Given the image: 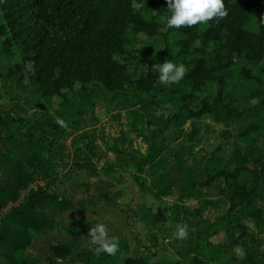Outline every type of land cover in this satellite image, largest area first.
<instances>
[{"label": "trees", "instance_id": "16d2710c", "mask_svg": "<svg viewBox=\"0 0 264 264\" xmlns=\"http://www.w3.org/2000/svg\"><path fill=\"white\" fill-rule=\"evenodd\" d=\"M144 1L153 15H146L135 7ZM223 3L227 15L218 21L166 29V23L159 22L162 16L169 14L166 0H0V41L5 48L18 46L21 55L20 61L7 72L0 66V80L16 78L18 85L27 79L23 86H36L40 99L50 102L57 98L67 104L68 111L62 119L64 122L72 120L74 127L81 122L77 88L88 101L101 100L107 112H112V119L119 121L120 113L127 117L133 108L161 109L159 96L167 89V84L160 85L159 72L150 60H147L146 70L134 78L137 59L128 49L133 36H160L164 41L160 57L186 68L182 87L170 91V113L161 127L148 133L130 129L149 150L170 125L183 118L178 137L189 124L187 141L190 147L195 146L197 128L193 122L205 120L222 105L226 87L222 72L236 68L242 80L254 82L262 94L254 109L264 110V67H260L264 59V13L256 20V31L248 28L254 13L264 7V0H223ZM52 34L61 35L48 40ZM224 110L232 120L241 115L231 114L226 106ZM30 125L28 119L16 117L13 110H0V127L6 140L15 145L32 144L40 154L46 155L37 164L34 161L25 164L34 177L42 175L45 165H56L62 172L69 169L60 181L87 170L85 164L70 163L69 149L64 146L57 149V140L50 137L48 131L28 133ZM58 128L57 123L52 126L53 130ZM258 129L250 124L237 134L238 141L248 138L256 141ZM198 144L200 150L207 151L198 159L201 165L203 163L206 180L191 182L177 192L160 189L158 194L175 196L183 204L199 194H228V208L214 223L202 215L208 202L185 209V220L190 218L196 227V241L191 249L192 257L174 263L210 264L211 238L223 233L231 249L224 264H234L237 258H241V264H264V213L252 207L256 193L252 186L254 171L245 166L228 169L215 160L220 147L209 151L202 143ZM49 155H53L52 160ZM138 168L142 167L138 165ZM261 170L264 173V164ZM89 175L98 176L95 170ZM135 182L141 192H145L143 181L135 179ZM101 188L97 200L115 203L117 195L110 192L105 181L101 182ZM244 207H251L250 211L245 212ZM247 218L254 221L255 233H250L243 223ZM243 240L248 244L242 245ZM143 250L149 249L143 247ZM4 263L8 264L5 260ZM125 264H149V259L146 256L126 259Z\"/></svg>", "mask_w": 264, "mask_h": 264}, {"label": "crops", "instance_id": "0c3cea01", "mask_svg": "<svg viewBox=\"0 0 264 264\" xmlns=\"http://www.w3.org/2000/svg\"><path fill=\"white\" fill-rule=\"evenodd\" d=\"M229 71L221 75L227 79ZM1 83L0 110H13L16 117L28 119L31 122L28 133L48 131L50 137L56 138L57 149L63 146L69 149L70 163L85 164L87 170L60 181L67 176L69 169L62 172L56 165H45L42 175L34 177L25 164L30 161L37 164L46 155L40 154L32 144L15 145L6 140L0 127V264H5L4 260L8 264H125L126 259H139L142 256L149 259V264H175L176 261L182 262L192 257L196 227L190 218L185 220L184 213L192 202L181 204L175 196L158 194L160 189L177 192L193 181L201 183L206 180L201 162L191 155L183 132L174 146L161 152L151 148L147 150L137 140L136 134L124 125L123 112L119 121L115 124L111 122L115 128L108 127L105 134L101 127L112 119V112L102 122L90 120L91 124L86 129L80 130L65 121L64 126L53 130L57 119L63 120L62 117L67 114L65 104L57 98L51 100V110L58 116L51 120L37 106L40 94L36 86L33 90L32 87H24L25 83L18 87L10 82L15 89L5 92ZM244 83L235 91L233 100L228 99L225 105L231 108V114L240 113L239 118L232 120L225 110L224 115L215 110L204 122L195 124L198 128L203 124L218 135V130L224 132L234 121L235 125L228 130L233 128L236 133L232 132L229 138L223 139L225 145L216 162L225 164L228 169L245 166L254 171L252 186L256 188V193L253 205L264 213V173L261 170L264 164V156H261L264 135L258 136L252 148L239 147L236 142L237 134L256 117L254 113H248V117L242 118V106L255 93V105L262 97L254 83ZM19 88L24 92H17ZM229 95L228 92L224 94V99ZM218 119L225 124L220 127L214 125ZM257 123L261 125L259 120ZM71 129L79 131L69 137L67 134ZM85 132L90 142L86 145L73 143V139ZM200 134L199 130L198 143ZM65 136L68 137L66 141ZM49 156L52 160L53 155ZM138 165L142 167L141 170ZM92 170L98 176H90ZM145 174L148 175V184L143 182L146 190L141 192L135 179L142 182ZM102 181L110 187L112 194L117 195L115 203L97 200L102 193ZM37 190L41 193H37ZM196 199L201 204L209 203L203 207L202 215L210 223H214L228 208V194L206 193L196 196L194 202ZM246 208L243 210L249 212ZM243 223L250 233L256 232L251 218ZM97 224H104L110 237L119 239L121 252L117 256L110 257L96 251L97 245L91 243L89 233ZM178 226H186L183 237L176 235ZM211 242L210 264L226 263L231 249L225 235L220 233L212 237ZM247 244V240L242 241V245ZM143 247L149 250L144 251ZM241 263V258H237L234 264Z\"/></svg>", "mask_w": 264, "mask_h": 264}, {"label": "rangeland", "instance_id": "374dc122", "mask_svg": "<svg viewBox=\"0 0 264 264\" xmlns=\"http://www.w3.org/2000/svg\"><path fill=\"white\" fill-rule=\"evenodd\" d=\"M146 4H147V2L144 1L141 5H135V7L139 11H141L142 13H144L146 15H150V16L153 15V12L150 11L146 7ZM262 13H264V7L259 9L258 11H256L254 13L253 19L250 22V24L248 25V28L250 30H252V31L257 30L256 20L259 17V15ZM168 15H170V13L165 15V16H162L159 19V22L162 24H165L166 18ZM60 35L61 34H52L49 36L50 38H48V40L59 37ZM132 41H133V43L131 46L128 47V49L131 51V53L137 59L136 64L133 68L134 78H137L140 73H142L143 71L146 70L147 63H148L147 60H150L151 63L155 66L162 64L166 60V59H163L162 57H160V55H159L161 49L164 46L163 38H161L160 36L155 37V38H149V37H146V36L140 34V35L133 36ZM20 59H21V55H20V49L18 46H12L9 48H5L2 46V42L0 41V66L3 68L4 72H7L8 69L13 68L14 65L20 61ZM260 67H262V68L264 67V59H263V62H262ZM226 77H227L226 80L229 83L226 84L227 86L225 87V89H223L222 105H219L216 108V112L221 113L223 115H224V107H225V105H227L226 101H228V99L233 100L234 95H235V91H238L241 88V86L245 84L244 80H242L239 77V74L236 71V68L230 70L227 73ZM1 82L2 81L0 80V83ZM10 82H12L13 85L17 86L16 78L15 79L11 78V79L7 80L6 82L3 81L1 84H3L4 87H2V89L3 90L5 89V92H7L9 89L12 91H13V89H15V88H12V85H10ZM27 82H28L27 79H24V81H22V84H24V83L26 84ZM252 83H254V82H252ZM160 85H162V83ZM20 86H21V83H20ZM18 87H19V83H18ZM165 87L167 89L165 91H163L159 96V102L161 104V109L154 110L153 108L148 107L147 109L142 110V109H139L137 107V108L131 109L129 114H127V117L124 115L125 113H123V115H124L123 123L127 129L131 128V129H136V130H142V131H146V133H148V131H152V130H155V129L161 127L162 123L165 121V119L168 117V115L170 113V109L168 107V104H169L168 99H169L170 91L181 89V87H182L181 81L178 83H175V84H167ZM32 89L34 90L35 86H33ZM258 90L261 93V90L259 88H258ZM262 91H264V79H263ZM17 92L23 93L24 90L22 88H19L17 90ZM76 92H77V96L79 97V98L77 97L79 100L78 106H77V109L79 112L78 118L81 121L80 122L81 125L76 126V128L79 127L78 129H80V130H82L84 128L86 129L91 124L89 122L90 120L97 121V122L104 121V119L108 115L107 107L105 106V104L101 100H98V99H94V100L92 99L91 102L88 101L86 98V95L85 94H84L85 96L82 95L83 93H82V90L80 88H77ZM227 92L230 95L224 99V93L226 95ZM6 95H9V94H6ZM81 97H83L82 99H84V100H82ZM38 98L40 99V97H38ZM249 99H250L249 102L242 106L243 107L242 118L244 116L248 117V113H254L256 115V117L254 118L255 121L248 122V125H246V127L249 126L250 124L256 125L257 128H259V129L255 133V136L258 134L257 135V138H258V136L264 135L262 133V125H264V110L261 111L259 109H254V107L257 106V104H258L257 103L255 105V103L257 101V94L256 93H255V95H251L249 97ZM37 102H38L37 106L39 107V109H41L42 112L45 113L46 117L50 118L51 120H54L55 118L57 119L58 116L56 114H54L51 110L52 109V104L50 103L51 101L49 102V101L40 99ZM65 105L68 108V105L67 104H65ZM241 108H239V109H241ZM229 109H231V108H229ZM182 120H183V118H180L177 122H174L172 125H170L166 129V131L163 133V135H161L158 138V140L155 141V143L151 147V150L156 149L157 151L162 152L163 150H168V148L174 146V144L181 137V134L179 135V137H178V134L180 133L179 129H181V128H179V125L182 123ZM205 120L201 121V123L204 122ZM258 120H259V122H261V125L259 123H257ZM224 121H226V120H224ZM111 122L114 123L116 121L114 119L110 118V119H108V122H106L105 125L101 127L104 134L106 133V129H108V127L109 128L110 127L115 128L111 124ZM71 123H72V120H70L68 122V124H71ZM195 123H199V121H195ZM195 123L193 122L194 126L197 128V135H196L197 143L195 146L191 145L190 153L193 157H196L197 160L198 159L201 160L202 155L204 156L205 153H207V151L200 150V147L198 144V139H197L199 130L201 133L200 134L201 138H200L199 142L202 143L204 148H208L209 151H213L214 149H216L217 146L220 147V154L219 155L222 154V147H223V145H225V143H224L225 140H223V139L229 138L230 134L232 135L233 133L234 134L236 133V130H234L233 128L228 130L229 128L233 127V125H235L234 121L228 125V129H227L228 131L224 130V132H222L221 130H218L219 131L218 135L215 134V131L210 132V129L203 124H201L200 128H198ZM222 124H225V122H223V120L218 119V120L214 121V125H217L218 127L222 126ZM240 124H242V123H240ZM188 125L186 127H183V133H184L186 138H187V134H188L187 133ZM77 131H79V130H75V129L68 130L67 136L70 137L71 135L75 134ZM226 131H227V133H226ZM86 133L87 132L83 133L82 135H78L75 139H73V143L77 142L79 144L83 143L84 145H86L88 143V141L90 142V139L87 136H85ZM67 136L64 137V141H66L68 139ZM257 138H256V141H257ZM256 141L252 142L250 140V138H248V139H245L243 142H240V141H238V138L236 139V142L238 144L237 146L245 148V149L246 148H252L256 144ZM177 148H179V146H177ZM198 150H199V152H198ZM132 152H134L133 149H132ZM217 156L215 157V160H217ZM261 156H264V151L262 152ZM202 165H203V163H202ZM201 170H202V167H201ZM141 179L145 184H148V175L147 174H145V178L142 177ZM193 182H195V181H193ZM191 202H192V204L190 206H188V205H186V206L194 207L195 205L198 206L201 204V202L198 199L195 200V202H196L195 203L194 198L191 200ZM181 204H183V203H181ZM252 207H254V205ZM250 208L247 207L246 209L250 210ZM215 241H216V238H215Z\"/></svg>", "mask_w": 264, "mask_h": 264}, {"label": "clouds", "instance_id": "9594fccd", "mask_svg": "<svg viewBox=\"0 0 264 264\" xmlns=\"http://www.w3.org/2000/svg\"><path fill=\"white\" fill-rule=\"evenodd\" d=\"M170 15L166 18V29H180L197 24L205 25L209 21L222 19L227 15L224 10L223 0H166ZM159 72L158 81L162 84H175L180 82L186 73L183 64H176L165 60L156 66ZM57 123L64 126V121L57 119ZM185 227L178 226L176 235L183 237ZM91 243L97 245L96 251L110 257H115L121 252L119 239L110 237L104 224H97L89 233Z\"/></svg>", "mask_w": 264, "mask_h": 264}]
</instances>
